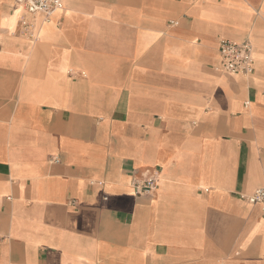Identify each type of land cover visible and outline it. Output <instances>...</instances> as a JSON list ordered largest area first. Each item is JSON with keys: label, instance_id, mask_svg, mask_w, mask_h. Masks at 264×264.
<instances>
[{"label": "crops", "instance_id": "1", "mask_svg": "<svg viewBox=\"0 0 264 264\" xmlns=\"http://www.w3.org/2000/svg\"><path fill=\"white\" fill-rule=\"evenodd\" d=\"M0 0V264H264V0ZM250 39L254 70L218 68ZM158 172L152 194L134 178Z\"/></svg>", "mask_w": 264, "mask_h": 264}, {"label": "built area", "instance_id": "2", "mask_svg": "<svg viewBox=\"0 0 264 264\" xmlns=\"http://www.w3.org/2000/svg\"><path fill=\"white\" fill-rule=\"evenodd\" d=\"M15 4L22 6L33 19H22V32L32 39H37V27L34 18L42 16L46 20L54 11L64 6V0H15ZM219 66L224 72L231 74L250 75L254 70V47L250 39L241 41L220 38L218 42ZM158 172L152 171L142 178L132 181L134 190L138 194H152L157 185ZM246 202L260 207L264 217V186L256 188L249 194L241 195Z\"/></svg>", "mask_w": 264, "mask_h": 264}]
</instances>
